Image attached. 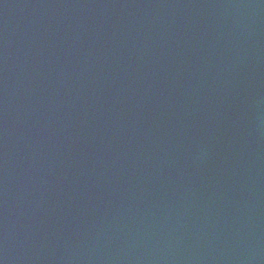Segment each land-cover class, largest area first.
Masks as SVG:
<instances>
[{"label": "water", "instance_id": "obj_1", "mask_svg": "<svg viewBox=\"0 0 264 264\" xmlns=\"http://www.w3.org/2000/svg\"><path fill=\"white\" fill-rule=\"evenodd\" d=\"M0 264H264V0H0Z\"/></svg>", "mask_w": 264, "mask_h": 264}]
</instances>
